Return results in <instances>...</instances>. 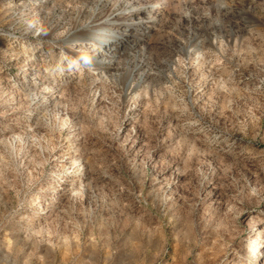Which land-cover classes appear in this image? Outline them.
I'll use <instances>...</instances> for the list:
<instances>
[{"label": "rangeland", "instance_id": "374dc122", "mask_svg": "<svg viewBox=\"0 0 264 264\" xmlns=\"http://www.w3.org/2000/svg\"><path fill=\"white\" fill-rule=\"evenodd\" d=\"M0 264H264V0H0Z\"/></svg>", "mask_w": 264, "mask_h": 264}, {"label": "bare ground", "instance_id": "6f19581e", "mask_svg": "<svg viewBox=\"0 0 264 264\" xmlns=\"http://www.w3.org/2000/svg\"><path fill=\"white\" fill-rule=\"evenodd\" d=\"M130 21V20H129ZM118 22V21H117ZM131 22V21H130ZM139 22V21H138ZM149 23V22H148ZM103 28H106L108 29V27H113L114 25L117 26V23L116 22H111L110 20H104L103 23ZM128 25V23H127ZM132 23H129V26H131ZM134 25V24H133ZM102 26V25H101ZM76 27V26H75ZM122 27V26H121ZM140 27V26H139ZM102 29V27H101ZM91 31V30H90ZM89 30L86 31L84 29H79V28H75L74 30H72V32L70 33V35L66 36L64 39L65 42H69L71 41L72 42H76V43H80L81 41H92L94 43H97L99 44V47L101 48L102 46H107L108 44V41L106 40H103L101 39L99 36H96L95 33L93 34L92 32H90ZM99 31H102V30H99ZM109 31V30H108ZM104 32V31H103ZM109 33H111V31H109ZM68 34V33H67ZM99 34V33H98ZM116 39H119V37H117ZM108 47V46H107ZM108 52V51H107ZM82 64L85 65V64H92L93 63V55L90 54V53H87L86 55H83L82 56V60H81ZM59 186L62 188L63 190V185L62 184H59ZM60 188V189H61Z\"/></svg>", "mask_w": 264, "mask_h": 264}]
</instances>
